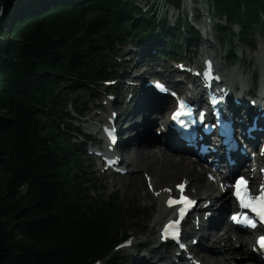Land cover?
<instances>
[{"label": "trees", "instance_id": "obj_1", "mask_svg": "<svg viewBox=\"0 0 264 264\" xmlns=\"http://www.w3.org/2000/svg\"><path fill=\"white\" fill-rule=\"evenodd\" d=\"M41 2L0 26V264H131L115 251L128 237L123 203L92 195L73 121L95 100L93 89L121 76L118 46L159 39L163 57L177 59L186 54L180 39L200 33L183 17L162 22L139 0ZM209 3L227 21L216 25L222 42L231 34L254 46L264 0ZM227 56L235 61V46Z\"/></svg>", "mask_w": 264, "mask_h": 264}, {"label": "rangeland", "instance_id": "obj_2", "mask_svg": "<svg viewBox=\"0 0 264 264\" xmlns=\"http://www.w3.org/2000/svg\"><path fill=\"white\" fill-rule=\"evenodd\" d=\"M42 0H21L20 2H17V0H1V3L3 2V13L2 9L0 10V26L3 25V20L6 15V18L14 17L17 11L22 10L25 6H30L32 3L36 2L35 7H40L44 5V2H41ZM47 2H51L52 0H46ZM63 1V0H59ZM140 5L142 7H146L145 10L149 9L150 7L155 6V8L158 10V16L159 19L163 21H167L168 25H174L175 22L178 20L177 17H179V12L174 8V6H169L166 4L165 0H139ZM204 2V6L207 0H202ZM148 2L146 5H143L144 3ZM194 0H190V4H193ZM210 4V3H209ZM160 5V6H159ZM202 7V5H199ZM209 6V5H208ZM205 6V7H208ZM163 7L165 10H169L170 12L167 13L165 16L160 11L163 10ZM210 7V6H209ZM211 8V7H210ZM6 9V10H5ZM144 9V8H143ZM187 11H183L184 16H186L187 20L183 23L184 27L188 28L189 23H192V25H195V27L199 28L202 32L203 28L201 24H198V22H193L192 19H190L187 15ZM171 12H175L176 14H171ZM182 13V15H183ZM200 14V12H199ZM212 14V20L209 19L207 16L206 21L208 22L206 29L210 30V34L207 35V37L210 39L207 42L208 46H212L213 48L210 49L211 54L216 55L217 64L223 69L222 72H224L225 78L227 80H230L231 82L234 79L239 78H247L249 81L252 79V83H255L257 75L261 71V66L264 63V27L263 26H256V30L253 32L251 31V35H249V42H253L254 46L248 44H243L241 40L234 39V37L231 34H228L226 36V39L224 42L220 43V37L223 36L217 31L216 25L218 23H221L223 25H227V21L225 18H220L219 15H217L214 10L211 8ZM209 14V15H210ZM182 17V16H180ZM204 20V19H203ZM260 24H264V19L260 18L259 21ZM235 31L239 33V28L234 27ZM202 35V34H201ZM203 37L200 38V40H194L192 42H187L185 39H180V43L183 46V49L186 51V54L183 56H178L177 61H188L196 62L199 59L200 52L202 49V52L204 53V44ZM189 43V44H188ZM231 45L233 47H231ZM236 50V56L237 58L235 61H231L226 59L227 56V50L230 51L234 48ZM165 44L162 42V40L159 39H150V40H138L135 41L134 44H128L126 46H118L117 52L118 55L121 56L118 60L120 62V65L122 66L121 76L119 79V82L114 85L113 88H107V87H101V89H93L94 97L97 99V101L94 103L90 101V103L87 105L86 109L82 111V114H87L85 117H82V119L77 118L75 121H73L72 127L75 128L78 132H82L83 135H86L87 133L91 132V127H97V124H99V121L97 120H91L90 117L93 116V114H99L100 119H105L106 117L110 116V113L112 109H114L115 113L119 115L124 114L127 110H132L133 107H127L129 99H127L131 93H133V89L127 90V84L125 83L126 80H124L127 77H130L131 75H134L135 72H138L137 74H141L142 67H146L147 65H155L154 68L149 69V72L144 75H151L149 78L159 77L157 75H160L161 71L166 67L167 70L172 71L173 75L171 77L177 78L176 81L178 83L183 85H186V81L189 80V77H186L185 75L179 76L178 73L174 68L171 67L169 59L163 58V52L164 51ZM203 47V48H202ZM263 51V52H262ZM118 62V63H119ZM136 75V74H135ZM164 77H168L166 74L163 75ZM143 80V79H142ZM183 81V82H182ZM236 82V81H234ZM250 84V83H249ZM248 84V85H249ZM141 85H143V82L141 81ZM172 85V84H171ZM248 85H245L246 88ZM173 86V85H172ZM185 88V87H183ZM110 89V90H108ZM182 89V88H180ZM88 92V91H87ZM122 92V95L120 94ZM134 94V93H133ZM248 95L245 93V96ZM81 96L84 97V95L81 93ZM111 97H115L118 99V102H112ZM75 96H70L69 99L73 100ZM132 101V99H131ZM83 102V99L81 100ZM248 102V101H247ZM102 119V120H103ZM120 120H124L122 116L120 117ZM106 122V121H105ZM94 123V124H93ZM133 124V123H129ZM127 126V125H126ZM136 132V130H133ZM126 135V134H125ZM134 142L136 139L133 140ZM132 141V142H133ZM142 142V141H141ZM81 153H85L84 160L86 161L84 168H86V171L88 172L89 178L93 179L95 190L92 192V195L101 199V196L104 197V199H109L110 197L118 196L120 198V201L123 203V209L126 212V219H125V225L123 228V232L128 235V238H130V241L132 242V246L130 247H121L119 248L117 253L122 254L127 260L131 261V264H139L136 261V257L138 253H140V258L145 254V258H148L149 261H153L157 264H168L173 262L174 260L177 261V258L173 257V254H171V251L174 252L168 245L160 246L159 247V233L160 229L163 223H165L168 219H165L163 222L159 223L156 226V240L154 243L150 244L149 246H142L139 245L138 241H142L143 239L147 238L150 233V229L152 226V221L155 219H150L149 216L152 215L151 207L152 205H155L159 203L157 200V192L152 184H150V177L144 178V175L142 176V181L138 182L137 184H133L134 175L137 174L135 172L133 167L129 170V172L126 175H103L100 168L101 166L96 163V161L89 157V150L91 148H94L95 144L94 142H88L80 136V140L77 142ZM259 146V145H258ZM82 148V150H81ZM120 151V150H119ZM83 154V153H82ZM120 156L121 151H120ZM124 168H127L125 165H123ZM135 172V173H134ZM124 176H127L129 178V181H125L123 179ZM208 181H212L217 179V176L212 175L211 173H208V176H205ZM181 181H186L182 178H178L175 180L172 185L174 184V188L176 184H179ZM113 184V186H112ZM153 189V190H152ZM197 189V186L192 187V189L189 191V193L197 200L199 201V205L203 204V202L200 197L195 192ZM156 208V207H154ZM215 212V211H214ZM202 216L207 217L208 212L202 213ZM227 220V215L225 214V218ZM208 221V220H207ZM206 221V222H207ZM205 223H200L199 225H202V228H205ZM209 222H207L208 224ZM210 231V229L208 230ZM198 238V237H197ZM253 239V238H252ZM193 241H197V239H191L189 241V244H192ZM251 242V238L249 239V243ZM135 244V246H133ZM240 243L234 246V251L240 252L242 249H240ZM220 247L224 246V242H222ZM155 247H159L157 249L156 254H150V250H153ZM247 248V247H243ZM249 248V247H248ZM201 251L206 252L203 248H200ZM240 249V250H237ZM216 255L224 254L226 253L225 250L216 249ZM190 256L191 260H197L194 258V254L192 252L187 253V257ZM238 256V255H236ZM164 257V258H163ZM138 258V256H137ZM163 258V259H161ZM240 257H237L235 261H239ZM252 260V259H251ZM174 261L175 264H180L178 262ZM105 261H102L101 264H104ZM246 262H250L251 264H254V262L247 259ZM146 264V263H142Z\"/></svg>", "mask_w": 264, "mask_h": 264}, {"label": "bare ground", "instance_id": "obj_3", "mask_svg": "<svg viewBox=\"0 0 264 264\" xmlns=\"http://www.w3.org/2000/svg\"><path fill=\"white\" fill-rule=\"evenodd\" d=\"M188 1L190 3V0ZM198 3L199 5H202L205 19L208 16L209 19L212 20L211 15H209L208 7H205L207 6V1L205 6L202 0ZM207 24L208 22L204 21V25L207 26ZM209 47L213 48V45ZM212 56L216 59V55L214 53ZM217 67L224 76V72H222L223 69L218 64ZM141 76L144 77V74ZM252 79L253 77L251 78V81L247 78H239L237 80L234 79L232 82L230 80L223 81L228 83L227 87L231 89V92L234 93L235 97H240L241 95L245 98V93H248V96L253 93L252 84L254 83H252ZM196 82L198 83L199 81L195 80V84ZM186 85L188 86V84ZM237 85H248V87L246 88V86H244L243 89L238 90ZM174 86L176 88L185 87L180 83H174ZM129 89H131V87H129ZM132 89L134 94L132 93L133 96L129 99L128 106L129 108L133 107V109L127 110L123 115H121L125 121L121 125L123 142L118 147L122 155L120 158L122 164L127 167L126 169L128 172L132 169L131 167L136 170L135 172H137V174L134 175L135 178L133 180L134 185L142 181L143 175L144 178L150 177V184L154 186L157 192V200L159 201V203L152 205L151 207L153 214L150 215L149 218L153 219L155 217V219L152 221L153 224L151 226L149 236L142 241H138L139 245L149 246L154 243L156 240V226L165 219H170L174 216L175 209L167 208L165 203L167 197L175 192L174 184L172 185V183L178 178H182L189 181L187 185L188 191H190L192 187L197 186L195 192L203 201L201 202L203 203V206L206 205L204 211L205 213L208 212V218L206 219L205 216H202L200 221L198 220L197 224H194L192 220L189 222V224L193 225L192 233L190 234L189 239H197V244L189 245L180 253V258L187 259V253L192 252L195 255L194 258H198V261H201L202 264H251L250 262H246L247 259L255 263L258 256L253 255L250 250L253 247L252 245L250 246L249 243L251 236L236 234V232L233 231L234 226L224 219L225 214L227 213L226 208L232 204L231 190L229 187H226V182H229L228 173L230 171L239 172L244 169V166H230L225 159H222L220 160L218 166L213 169L212 165L206 166L197 158L195 159L177 150L168 149L165 146H162L160 142H162V144H166V141H171L173 145H181L178 143V140L173 133L167 132L162 136H157L159 122L162 121L163 123V118L167 112L164 111L163 113H160L158 109L150 104V95L152 92L148 89L144 90L139 80L135 82V87ZM186 89L188 90L189 87ZM256 94L258 101L264 100L259 93ZM196 99L200 102L202 96H196ZM163 100L168 103L173 102L171 97H167ZM249 111L252 110L249 109ZM98 115L99 114H93L90 119L92 121L101 120ZM157 115H160V118L157 120L159 122L155 121V119H157ZM262 122H264V120ZM165 123L166 121L164 124ZM135 125L139 128L147 127V129L145 132L142 131L141 134H136L133 131L129 138V133L133 128H135ZM143 135H145V137ZM134 137L136 141L132 142L131 138L133 139ZM262 138L264 139V134H258L255 144L257 145L259 139ZM207 157L214 158L212 154H209ZM259 160L262 159L259 158ZM208 173L217 176V180L208 181L205 177L206 175L208 176ZM123 179L125 181H129L127 176H124ZM206 221L209 223L207 224ZM201 222H206L205 228H202V225H198ZM209 229L210 231H208ZM222 242H224V246L220 247L219 245ZM239 243L241 244L240 249L242 250L240 252H236L234 251V246ZM133 246H135V244H133ZM203 247L206 252L201 251L200 248ZM158 248L159 247H155L153 250H150V254H156ZM216 249H220V251L225 250L226 253L216 255ZM137 256L134 257H136V261L139 264H157L153 261H149L148 258H145V254L141 256L142 258H140V253H138ZM237 257H240L239 261H235ZM188 261L190 260L188 259ZM168 264H174V262ZM260 264L264 263L261 262Z\"/></svg>", "mask_w": 264, "mask_h": 264}, {"label": "snow or ice", "instance_id": "obj_4", "mask_svg": "<svg viewBox=\"0 0 264 264\" xmlns=\"http://www.w3.org/2000/svg\"><path fill=\"white\" fill-rule=\"evenodd\" d=\"M247 206V205H246ZM235 219V218H234ZM262 240H264V238H262Z\"/></svg>", "mask_w": 264, "mask_h": 264}, {"label": "water", "instance_id": "obj_5", "mask_svg": "<svg viewBox=\"0 0 264 264\" xmlns=\"http://www.w3.org/2000/svg\"><path fill=\"white\" fill-rule=\"evenodd\" d=\"M1 13H3V9H2V12Z\"/></svg>", "mask_w": 264, "mask_h": 264}]
</instances>
